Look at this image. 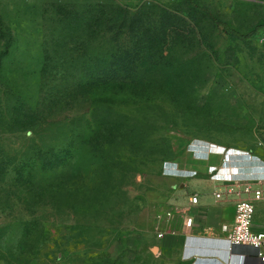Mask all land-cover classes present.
I'll return each mask as SVG.
<instances>
[{"label": "rangeland", "instance_id": "1", "mask_svg": "<svg viewBox=\"0 0 264 264\" xmlns=\"http://www.w3.org/2000/svg\"><path fill=\"white\" fill-rule=\"evenodd\" d=\"M196 1L264 25V0ZM209 143L264 160V27L244 41L188 0H0V264H189L212 193L175 172Z\"/></svg>", "mask_w": 264, "mask_h": 264}, {"label": "crops", "instance_id": "2", "mask_svg": "<svg viewBox=\"0 0 264 264\" xmlns=\"http://www.w3.org/2000/svg\"><path fill=\"white\" fill-rule=\"evenodd\" d=\"M241 153L245 154V152ZM221 157L220 155L209 156L208 147L202 148L201 151H198L197 159L194 158L193 154H190V158L185 161V164L180 165L181 170L184 172L175 174L177 180L181 181V187L184 190L199 189L200 191L208 190L207 192L212 193L206 196L207 203L210 202L211 205L201 206L199 210L192 211L195 215L198 214L195 211L199 212V217L204 219L199 222L198 215H193L197 219V225L192 230L193 235L188 237L182 253V260L189 264H263L256 257L255 251L251 247H230L221 227L224 223L234 222L238 197L225 195L223 196L224 199L220 201L215 193L229 184L232 177L242 176L246 179L258 177L257 173L264 171V160L258 158L260 160L258 169L260 170L255 171L256 173H249L246 168H243V165L247 164L249 154L246 153L243 157L236 156L215 177H210L208 168L211 165L219 164L222 161ZM167 170L169 172V169ZM193 170H196L197 174L193 175L194 177H188ZM261 173L259 175H263ZM261 184L264 187V181ZM253 229L255 231L264 230V198L256 202ZM176 241L178 245L181 244L180 240Z\"/></svg>", "mask_w": 264, "mask_h": 264}, {"label": "built area", "instance_id": "3", "mask_svg": "<svg viewBox=\"0 0 264 264\" xmlns=\"http://www.w3.org/2000/svg\"><path fill=\"white\" fill-rule=\"evenodd\" d=\"M202 148L208 147V154L222 156V161L219 164L211 165L208 168V175L215 177L216 173H219L222 168L228 165L231 161L229 155L218 150L211 143L200 145ZM246 154V153H245ZM244 154V156H245ZM248 155V154H247ZM250 158H260L259 156L250 155ZM261 159V158H260ZM259 160V159H258ZM178 172H184L181 168H177L175 174ZM186 173V171H185ZM252 179L242 178V176L232 177L223 189L215 193L217 198H223L225 195L237 196L236 201V216L233 223L222 224V231L225 234V238L228 241L231 248L236 246H249L256 254V257L264 264V230L255 231L253 229L254 215L256 209V202L264 198V187L261 182L264 181V171ZM197 171L190 172L188 177L196 175ZM194 177V176H193ZM199 195L194 194L190 201L196 205L199 203ZM168 216H172V213H168ZM193 219L189 220V225H192Z\"/></svg>", "mask_w": 264, "mask_h": 264}, {"label": "trees", "instance_id": "4", "mask_svg": "<svg viewBox=\"0 0 264 264\" xmlns=\"http://www.w3.org/2000/svg\"><path fill=\"white\" fill-rule=\"evenodd\" d=\"M188 3H189L192 7H194V8H198V9L202 10L203 12H205V13L209 16V18L211 19V21H212L215 25H217V26H219V27H222V29H223L224 32L228 33L229 35H231V36H233V37H236V38L242 39V40H244V41H248V40H250L255 34L258 33V31H259L262 27H264V25L259 26V27H257L255 30H253L251 33H249V34H244V33L240 32L239 30H237L236 28H234V27H233L228 21H225V20L219 18L218 16H216L215 14H213L208 8L203 7V6H200V5L197 3L196 0H188ZM122 8H124L125 10H129V7H128V6H127V7L124 6V7H122ZM90 18H91V17H90ZM90 18H89V19H90ZM89 21H91V20H89ZM110 21H112L111 18H110ZM106 27L109 28V27H111V26L108 25V26H106ZM106 70L109 71V73H108V75H109L111 71L109 70V68H106V69H104L103 71H99V75H100L99 77H101L102 73H104V71H106Z\"/></svg>", "mask_w": 264, "mask_h": 264}, {"label": "clouds", "instance_id": "5", "mask_svg": "<svg viewBox=\"0 0 264 264\" xmlns=\"http://www.w3.org/2000/svg\"><path fill=\"white\" fill-rule=\"evenodd\" d=\"M199 149L201 150V147H200V148H197L195 151H194V150H191V151L189 152V154H193L194 158L197 159V154H198L197 150H199Z\"/></svg>", "mask_w": 264, "mask_h": 264}]
</instances>
